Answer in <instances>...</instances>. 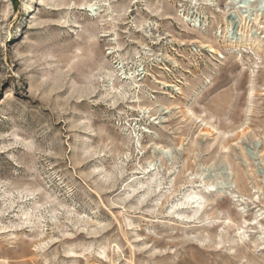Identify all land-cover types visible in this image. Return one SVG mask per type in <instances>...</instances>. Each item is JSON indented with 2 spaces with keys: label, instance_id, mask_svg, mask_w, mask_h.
I'll use <instances>...</instances> for the list:
<instances>
[{
  "label": "rangeland",
  "instance_id": "obj_1",
  "mask_svg": "<svg viewBox=\"0 0 264 264\" xmlns=\"http://www.w3.org/2000/svg\"><path fill=\"white\" fill-rule=\"evenodd\" d=\"M0 264H264V0H0Z\"/></svg>",
  "mask_w": 264,
  "mask_h": 264
},
{
  "label": "bare ground",
  "instance_id": "obj_2",
  "mask_svg": "<svg viewBox=\"0 0 264 264\" xmlns=\"http://www.w3.org/2000/svg\"><path fill=\"white\" fill-rule=\"evenodd\" d=\"M88 7H90L91 9H93V10H97L96 8H98V7H93L91 4L88 6ZM96 12V11H95ZM95 14V13H94Z\"/></svg>",
  "mask_w": 264,
  "mask_h": 264
}]
</instances>
